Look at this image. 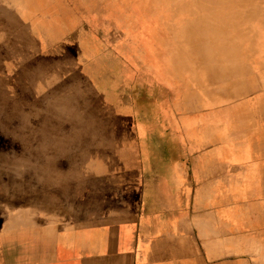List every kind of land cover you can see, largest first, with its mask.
Instances as JSON below:
<instances>
[{
	"label": "rangeland",
	"instance_id": "374dc122",
	"mask_svg": "<svg viewBox=\"0 0 264 264\" xmlns=\"http://www.w3.org/2000/svg\"><path fill=\"white\" fill-rule=\"evenodd\" d=\"M6 1L9 4L19 2V0ZM141 1L139 6L147 0ZM169 1L166 9H161L162 12L147 15L141 10L132 12L127 6L128 0H43L45 6L39 12L47 11L43 17L47 20L46 26L52 29V33L55 32V36L50 41V45L47 46V43L40 53L34 51L35 48L20 34V31H25L29 26L27 22L35 21L37 17L42 19V14H38L35 10L36 5H39L38 0H23V12H19L18 15L14 13L13 20L10 21L8 18L11 12H0L1 194L11 195L19 190H14L18 186L23 189V184L33 189L36 187L42 147L37 135L42 124V115L54 118L50 129L56 133L57 139L54 141V151H49V155H55L57 151L69 150L71 155L78 157L86 152L84 143L94 144L98 126L95 121L103 123L104 129L112 125L123 134L124 141H128V144H125L123 139H113L108 134V147L106 141L103 147L106 163L112 167L106 172L107 181H104L103 176L96 175L93 181L87 182L89 174H80L79 178L72 180L80 183L77 188L82 190L71 197L77 209L76 219L84 217V203H87L90 197L111 201L117 206V212L110 214L96 209L89 222L85 220L86 218L84 220L89 235L98 237L97 245H101L103 236L110 235L112 236L110 240L116 242L113 245L116 248L119 246L117 223L121 218L128 219L130 215L128 204L132 198L131 188L137 173L136 140L138 138L133 132V127H136V133L140 134V142L146 144L144 152L148 150L149 132L156 127L147 116L140 117L137 121V111L148 105H151V109L162 111L165 104L170 101L164 99L172 91L165 86L166 84L149 77L154 74L152 72L154 68L145 62L143 57L145 53L138 50V41L135 40L139 38L141 40L140 32L146 31L153 21L164 26L168 24V27H171L169 30L176 32L182 31L185 26L188 27V31H198L197 29L200 28L206 31V27L215 26L219 27L220 31H263L264 29V0ZM148 5L146 4L147 7ZM222 7L224 8L221 9ZM134 22L141 24L138 33L130 28ZM179 34L176 33V36ZM258 46L256 44L253 47L259 54ZM43 51L50 55L44 56ZM40 56L49 57L48 60L53 63L52 67H49L54 72L51 77L53 82L47 86L40 84L38 88L35 85L31 87L26 83L25 75L20 69L21 66L25 67L24 63L28 59L40 62ZM51 63L46 64L51 65ZM149 71L152 74H149ZM51 89L56 90L61 96V101L56 103L55 109L46 108L47 113L41 114L40 98L42 95L51 96ZM21 99L23 103H19ZM161 99L163 101H160ZM91 106L95 107L96 112L93 118L89 116ZM36 109L38 113H35ZM17 182L19 185L14 186ZM160 185L154 184V187L160 188ZM60 187L63 185L61 184ZM121 189H124V195L116 196ZM120 196L125 200L124 206H119ZM105 221L107 228L104 233L93 228L94 223ZM13 239L17 240L0 241V256L7 264H23V242H21L23 236H15ZM82 251L88 249L83 248Z\"/></svg>",
	"mask_w": 264,
	"mask_h": 264
},
{
	"label": "bare ground",
	"instance_id": "6f19581e",
	"mask_svg": "<svg viewBox=\"0 0 264 264\" xmlns=\"http://www.w3.org/2000/svg\"><path fill=\"white\" fill-rule=\"evenodd\" d=\"M141 2V0H128L126 3L132 12L141 10V12L149 15L150 13L162 12L161 9L165 10L168 6L167 2L170 1L147 0L144 2L145 4L139 6ZM38 3L39 5H36L35 10L38 11V14H42V19L35 16L37 17L36 20L27 22L29 26L25 28V31H20V34L24 36L26 42L35 48L34 51L40 53L47 43V46L50 45L55 32L52 33V29L46 26L48 23L43 14L47 11L39 12L45 6L43 0H38ZM146 4H149L148 7ZM22 10L23 0H19L18 4H13V2L9 4L6 0H0V12H11L8 21L13 20L14 13L18 15L19 12H23ZM252 18L251 16L250 19ZM60 25L62 24L60 23ZM166 25L157 24L153 21L146 31H141V40L140 38L135 40L138 41V50L145 53L143 56L145 62L153 66L152 72H155L156 78L172 89L171 100L162 108L165 118L170 122L172 121V107H176V110L182 112L180 125L185 134L179 133L180 137L179 134L174 136L173 141H182L188 137L193 145H197L196 147L207 145L209 149L203 154L206 158L211 159L212 156L216 155L220 160L240 161L242 164L238 163L246 167L247 173L245 172L244 177L239 172H234L229 176L225 175V170L229 169L221 167L216 179L204 178L208 187L211 188L210 192L218 195V202L214 200V204L219 207L220 219H230L239 225L247 218L250 220V217H247L250 211L244 207L245 204L251 205L252 209L254 207L259 212L260 210L264 211V29L263 31H220L219 27L215 26L206 27V31L203 28L197 29L198 31H191L190 29L188 31V27L185 26L182 31L176 32L170 31V26ZM130 28L132 31H137L141 28V24L134 22ZM176 33L180 34L176 36ZM256 44L259 45V54L254 48ZM43 55L50 54L43 51ZM39 58L40 62L28 59L24 63L25 67L21 66L20 69L25 75L26 83L31 87L35 85L38 88L40 84L47 86L53 82L51 77L54 72L49 68L52 67L53 63L48 60L49 57L40 56ZM46 63H51V65ZM40 99L41 109L39 111L41 114H46L48 110L46 108L55 109L56 103L61 101V96L56 90L51 89V96L42 95ZM34 100L37 102V98ZM19 103H23V99L19 100ZM91 108L89 116L93 118L96 116L95 107L91 106ZM35 113H38V109L35 110ZM53 119L42 115V124L37 135V138L41 140L42 147L36 187L33 189L31 186L23 184V189L18 186L14 190H19L11 195L0 193V241H16L17 239L13 238L23 236V231L34 232L32 233L34 235L35 232L40 231L45 237L61 241L54 242L56 245L58 243L61 248H65V244L71 243L77 249L82 247L88 251L92 248L95 250L94 246L98 244V237L89 235L85 229V220L89 222L96 209L110 212V214L117 212L118 209L111 201L107 202L101 198L90 197L88 202L84 203V217L76 219L77 209L71 196H75L82 188H77L80 183L74 182L72 178H79L80 174H89L87 176V182H89L93 181L94 176L100 175L106 182V172L112 167L106 163L104 157L105 141L108 147V134L113 139H123V141L124 137L119 130L114 129V126L110 125L108 129H104L103 123L95 121L96 126L98 125L95 141L93 145L83 144L85 153L76 157L71 155L68 150L57 151L55 155H49V151H54V141L57 139L56 133L50 129ZM117 126L119 125L117 124ZM124 143L128 144V141H124ZM237 166L239 165H232L230 169ZM202 178L200 177V179ZM187 180L185 179V181ZM61 184L63 187H60ZM17 185H19L18 182L14 186ZM160 188L166 189L168 186L161 183ZM210 198L202 199L207 200L203 203L209 202L210 204ZM244 227L238 226L234 229L237 231V229ZM222 229L220 228V232ZM199 230L204 239L211 232L207 226H201ZM220 232L216 231V239L214 237V243L213 239L211 242L221 256L231 250L234 253H248V251L256 255L264 253L263 245L260 244V241H254L255 239L251 240L243 249V245L237 241L243 239L244 232L227 233L230 239L227 238V234ZM163 235L157 236L163 238ZM224 235L225 237H223ZM247 236L249 237V233ZM244 242L248 241L245 240ZM113 243L116 242L107 239L104 247L106 249L113 247L114 250L116 247ZM144 243L146 244V251L151 253L160 252L163 245L159 241L149 243L145 240ZM204 245L207 249V245ZM36 248L38 249V246Z\"/></svg>",
	"mask_w": 264,
	"mask_h": 264
},
{
	"label": "crops",
	"instance_id": "0c3cea01",
	"mask_svg": "<svg viewBox=\"0 0 264 264\" xmlns=\"http://www.w3.org/2000/svg\"><path fill=\"white\" fill-rule=\"evenodd\" d=\"M150 73L152 74V72ZM153 73L155 74V72ZM156 77L155 74L151 75L150 78L156 81L158 79ZM158 81L163 84L161 80L158 79ZM164 85V88H169L168 85H165L166 87ZM170 95L171 92L164 100H171ZM154 100L159 99L154 98ZM160 101H163V99ZM150 106L142 107L143 109L139 108L137 111V121L138 118L147 116L149 121L156 125L155 129L149 134L148 150L145 152L144 147L146 144L140 142V134L136 133L137 128L133 127V132L138 138L136 140L138 144H136L138 153V158L136 157L137 173L135 181L132 183V198L129 200L130 204H128L130 215H128V219L122 220L123 218H121L120 222L117 223L116 231L120 243L115 251L113 247L112 249L110 247L104 249V242L107 239H112L110 235L103 236L100 242L101 245L94 246L95 250L92 248L89 251H82V247L77 249L71 243H67V245L63 243L66 247L61 248L58 243L57 245L54 243L61 241L45 237L40 231L35 232V235L32 234L34 232L23 231L24 241L21 240L23 242V264H225L226 260V264H264V253L256 255L249 253L250 251L248 253H234L231 250L221 256L211 242L213 239L214 243L216 231L220 232V228H223L220 232L223 234L240 233L246 230L242 235L243 239L240 238L241 240L237 241L240 245H243V249L253 239H255L254 241H260V244L264 247V211L260 210L259 212L258 209L254 207L252 209L251 205L245 204L244 207L250 211H248L249 215L247 217H250L251 221L247 218L237 225L230 219L221 220L219 207L214 204V200L218 202V195L210 192L211 188L208 187V183L204 179H216L221 167L229 169L225 170V175L229 176L234 172H239L244 177L247 173L246 167L240 165V161L238 163L236 161L220 160L216 155L212 156L211 159L206 158L203 154L209 149L207 145L196 147L197 145H193L188 137L182 141L174 142V136H178L179 133L185 134L180 125L182 112L176 110V107H172L173 118L170 122L165 118L162 111L151 109ZM178 148L179 150H177ZM232 165L239 166L230 169ZM199 176L203 178L200 179ZM185 179L188 180L185 181ZM161 183H165L168 188L154 187V184ZM123 192L124 189H121L116 196L124 195ZM120 197L119 206H124L125 200L122 199V196ZM208 197H211L209 200L211 205L209 202L203 203L207 200L202 199H208ZM105 220L108 221V219ZM199 225L200 227L207 226L211 230L205 239L199 233ZM238 226L245 227L236 231L234 227ZM93 228L104 233L107 228L106 221L94 223ZM248 233L249 237L247 236ZM159 234H164L163 238L157 236ZM228 234L227 238H229ZM124 238L127 241L126 244ZM203 239L204 241H202ZM145 240L149 243L154 241L162 243L161 251L155 253L146 251ZM245 240L248 242H244ZM204 244L207 245V249H205ZM0 259V264H7L2 256H0Z\"/></svg>",
	"mask_w": 264,
	"mask_h": 264
}]
</instances>
